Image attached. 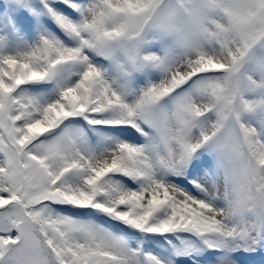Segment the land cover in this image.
Masks as SVG:
<instances>
[{
	"label": "snow or ice",
	"instance_id": "snow-or-ice-1",
	"mask_svg": "<svg viewBox=\"0 0 264 264\" xmlns=\"http://www.w3.org/2000/svg\"><path fill=\"white\" fill-rule=\"evenodd\" d=\"M0 264H264V0H0Z\"/></svg>",
	"mask_w": 264,
	"mask_h": 264
}]
</instances>
